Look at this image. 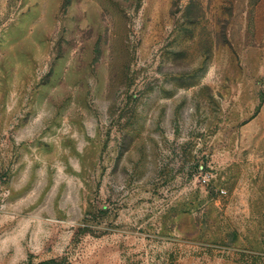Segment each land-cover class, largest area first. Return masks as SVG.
Wrapping results in <instances>:
<instances>
[{"label": "rangeland", "instance_id": "374dc122", "mask_svg": "<svg viewBox=\"0 0 264 264\" xmlns=\"http://www.w3.org/2000/svg\"><path fill=\"white\" fill-rule=\"evenodd\" d=\"M0 264H264V0H0Z\"/></svg>", "mask_w": 264, "mask_h": 264}]
</instances>
